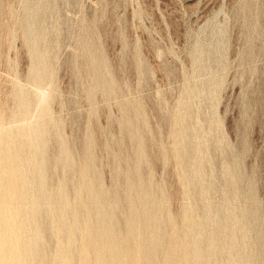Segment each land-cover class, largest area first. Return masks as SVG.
I'll return each instance as SVG.
<instances>
[{
  "label": "bare ground",
  "instance_id": "obj_1",
  "mask_svg": "<svg viewBox=\"0 0 264 264\" xmlns=\"http://www.w3.org/2000/svg\"><path fill=\"white\" fill-rule=\"evenodd\" d=\"M55 10L48 1L24 0L18 24L31 60L27 82L32 89L0 84V126L9 119L24 121L0 129V264H264L257 179L243 167L247 145L242 142L236 154L224 139L201 143L213 119L201 112L199 119L191 106L198 89L214 98L220 71L226 68L227 24L212 25L218 72L181 94L170 154L148 140L151 131L142 105L122 98L102 51L90 45L87 35L78 40L74 62L79 57L88 73L84 89L92 115L98 95L114 99L121 112L118 135L101 142L111 173L108 188L96 154L100 136L90 126L67 138L66 121L53 111V102L64 104L46 25ZM3 12L0 2V17ZM2 26L0 32L15 37L8 24ZM195 51L198 60L211 54L203 45ZM195 66L199 76L211 70L207 63ZM138 68L143 79L140 63ZM151 150L163 167L172 157L180 168L174 190L181 192L182 210L176 220L161 186L153 183ZM215 153L221 170L215 169Z\"/></svg>",
  "mask_w": 264,
  "mask_h": 264
},
{
  "label": "rangeland",
  "instance_id": "obj_2",
  "mask_svg": "<svg viewBox=\"0 0 264 264\" xmlns=\"http://www.w3.org/2000/svg\"><path fill=\"white\" fill-rule=\"evenodd\" d=\"M40 1L56 5L46 25L55 81L64 104L53 102L54 114L66 121L67 138L82 134L90 126L94 136H100L96 154L101 156L100 168L108 188L112 183L111 173L101 142L118 135L116 120L121 112L114 99L106 101L98 95L97 111L92 115L93 106L84 89L89 83L88 73L81 69L79 57L74 62L75 52L79 51L78 40L87 35L90 45L94 43L102 51L122 89V98L142 105L151 131L148 140H154L156 148L170 154L173 148L170 131L181 94L188 86L195 88L201 80H210L218 72L213 64L218 53L212 25L226 23V68L220 71L222 79L214 98L198 89L191 106L199 119V112L206 119H213L201 143L207 144L211 138L224 139L236 154H240V144L246 143L243 167L247 176L257 179V201L264 216V0ZM0 2L4 9L0 26L8 24L16 33L14 38H8L6 31L0 32V84L11 87L16 83L32 89L27 82L31 60L18 24L24 0ZM200 45L211 49V54L205 53L201 61L195 51ZM7 62L13 68L8 67ZM197 62L209 64L210 72L199 76L195 71ZM139 63L145 74L143 79ZM37 110L34 107V115ZM22 123L24 121L9 119L0 129ZM97 129L103 134L98 135ZM153 153L151 150L153 183L161 186L166 207L176 220L182 210L181 192L175 191L180 168L172 157L167 158L163 167L160 161L153 159ZM215 155V169L221 170L224 166L219 162V153Z\"/></svg>",
  "mask_w": 264,
  "mask_h": 264
}]
</instances>
